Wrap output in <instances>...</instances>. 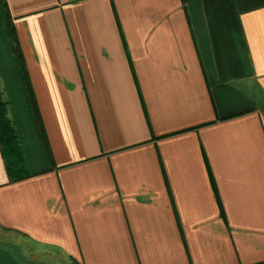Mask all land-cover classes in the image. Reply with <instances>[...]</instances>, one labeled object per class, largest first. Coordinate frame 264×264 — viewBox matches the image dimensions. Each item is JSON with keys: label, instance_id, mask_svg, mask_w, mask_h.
Masks as SVG:
<instances>
[{"label": "crops", "instance_id": "obj_1", "mask_svg": "<svg viewBox=\"0 0 264 264\" xmlns=\"http://www.w3.org/2000/svg\"><path fill=\"white\" fill-rule=\"evenodd\" d=\"M0 84V264H264V0H0Z\"/></svg>", "mask_w": 264, "mask_h": 264}, {"label": "trees", "instance_id": "obj_2", "mask_svg": "<svg viewBox=\"0 0 264 264\" xmlns=\"http://www.w3.org/2000/svg\"><path fill=\"white\" fill-rule=\"evenodd\" d=\"M10 139L13 140L12 142L17 140V134L12 121L8 116V104L3 98V92L0 84V141L7 146L9 145Z\"/></svg>", "mask_w": 264, "mask_h": 264}, {"label": "rangeland", "instance_id": "obj_3", "mask_svg": "<svg viewBox=\"0 0 264 264\" xmlns=\"http://www.w3.org/2000/svg\"><path fill=\"white\" fill-rule=\"evenodd\" d=\"M12 141H13L12 139L9 140V145H7V149H9V151L12 153H16V147L14 145V142H12ZM0 231H3V230L0 229ZM4 233H6V231ZM23 244L25 247L26 244L25 243H23ZM52 261L57 263V264H75L71 259H69L67 257L60 256V255L54 256Z\"/></svg>", "mask_w": 264, "mask_h": 264}]
</instances>
